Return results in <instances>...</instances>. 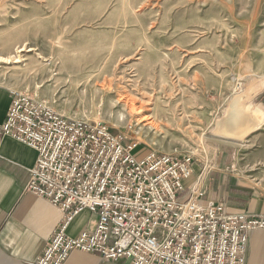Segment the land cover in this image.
Returning <instances> with one entry per match:
<instances>
[{
    "label": "rangeland",
    "instance_id": "obj_1",
    "mask_svg": "<svg viewBox=\"0 0 264 264\" xmlns=\"http://www.w3.org/2000/svg\"><path fill=\"white\" fill-rule=\"evenodd\" d=\"M7 55L21 56L0 61V84L13 92L104 123L142 152L196 162L228 152L241 186L264 195V124L238 143L218 128L264 88V0H0ZM117 87L150 94L142 114L160 111L170 129L146 137L142 114L111 104Z\"/></svg>",
    "mask_w": 264,
    "mask_h": 264
},
{
    "label": "built area",
    "instance_id": "obj_2",
    "mask_svg": "<svg viewBox=\"0 0 264 264\" xmlns=\"http://www.w3.org/2000/svg\"><path fill=\"white\" fill-rule=\"evenodd\" d=\"M11 98L0 137L35 150L25 191L63 215L36 264H63L72 250L128 264H245L249 231L264 229V214L202 204L209 168L185 187L191 153L142 152L104 123L66 118L24 93ZM85 209L94 226L67 235Z\"/></svg>",
    "mask_w": 264,
    "mask_h": 264
},
{
    "label": "crops",
    "instance_id": "obj_3",
    "mask_svg": "<svg viewBox=\"0 0 264 264\" xmlns=\"http://www.w3.org/2000/svg\"><path fill=\"white\" fill-rule=\"evenodd\" d=\"M12 95L9 87L0 84V124L6 117ZM239 107L243 113L238 114L237 122L230 123L226 118L221 121L220 129L223 135L234 140L231 143L247 140L248 135L264 124V88L254 94L248 104ZM36 158L35 150L26 144L11 137H0V264H36L47 240L63 218L60 209L45 197L25 191L28 169ZM207 162L193 161V172L185 180L189 185L201 173L202 165L207 167L209 164L211 169L202 183V204L213 201L222 204L224 211L229 213L264 214V195L248 186L242 187L237 180L234 155L223 151V155ZM95 222L96 215L85 209L74 216L65 232L74 236L83 229L92 228ZM245 254V264H264V229L249 231ZM63 264L128 262L124 258L111 261L94 253L72 250Z\"/></svg>",
    "mask_w": 264,
    "mask_h": 264
},
{
    "label": "bare ground",
    "instance_id": "obj_4",
    "mask_svg": "<svg viewBox=\"0 0 264 264\" xmlns=\"http://www.w3.org/2000/svg\"><path fill=\"white\" fill-rule=\"evenodd\" d=\"M22 50H23V48H20L19 51L18 50H15V51L21 52ZM20 58H21V56H19V55L15 56V57H10L8 55H7V57L0 56V61L5 62V63L12 61L14 63V62H19ZM115 96H116V98H113L111 100V104H115V105L122 104V106L126 107L127 110L131 114L133 113L136 115H141L145 111H150L149 105L151 104V101H153V99H154L150 94H147L145 91H143V90L140 91L139 88L134 89V88H127V87L125 89H122V87L121 88L117 87V90L115 92ZM136 103L138 105H136ZM160 113H161L160 111L157 114L153 112V116L150 114H142V117L140 118L138 123L141 124L142 122H144V123L148 124V125H146V133H145L146 137H148L149 135H157L164 128L166 130L170 129V125L163 124L159 121V119H161V118L157 115ZM174 113H175V110L172 107L171 115H173ZM151 118H155L156 121L152 122ZM220 126H222V123H219L218 128H220ZM146 141H148V140H146ZM158 144L159 143H157V145Z\"/></svg>",
    "mask_w": 264,
    "mask_h": 264
}]
</instances>
